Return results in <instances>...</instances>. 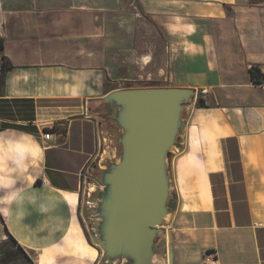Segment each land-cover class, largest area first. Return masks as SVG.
Returning a JSON list of instances; mask_svg holds the SVG:
<instances>
[{"label": "crops", "instance_id": "obj_1", "mask_svg": "<svg viewBox=\"0 0 264 264\" xmlns=\"http://www.w3.org/2000/svg\"><path fill=\"white\" fill-rule=\"evenodd\" d=\"M137 1L135 13L126 0H0L2 55L13 66L1 73L0 239L35 264L98 263L80 216L100 149L87 100L112 90L108 63L134 48L141 14L168 44L166 85L197 88L207 103L188 124L187 145L193 134L200 152L175 159L167 264H264V82L250 72L264 73V0ZM25 99L60 105L22 120Z\"/></svg>", "mask_w": 264, "mask_h": 264}, {"label": "water", "instance_id": "obj_2", "mask_svg": "<svg viewBox=\"0 0 264 264\" xmlns=\"http://www.w3.org/2000/svg\"><path fill=\"white\" fill-rule=\"evenodd\" d=\"M197 88H115L87 100L100 149L84 175L80 216L97 264H167L179 209L175 159L187 145Z\"/></svg>", "mask_w": 264, "mask_h": 264}, {"label": "rangeland", "instance_id": "obj_3", "mask_svg": "<svg viewBox=\"0 0 264 264\" xmlns=\"http://www.w3.org/2000/svg\"><path fill=\"white\" fill-rule=\"evenodd\" d=\"M126 10L137 13V0H126ZM134 19L137 27V40L134 48L124 50L119 48L117 55L108 66L114 80L110 87L126 88L140 86H166L169 81L167 75L169 47L161 40L159 32L152 19L141 14H135ZM9 63L2 55L0 48V91L2 64ZM203 97L198 95L194 107L200 105L199 100ZM206 102V99H204ZM207 105V103H206ZM194 137L190 134V143L184 152L176 158L183 157L192 152H200V146L194 148ZM186 160V159H185ZM183 166V164H182ZM23 248V247H22ZM12 238L0 239V264H35L33 253L22 249Z\"/></svg>", "mask_w": 264, "mask_h": 264}, {"label": "trees", "instance_id": "obj_4", "mask_svg": "<svg viewBox=\"0 0 264 264\" xmlns=\"http://www.w3.org/2000/svg\"><path fill=\"white\" fill-rule=\"evenodd\" d=\"M0 48L2 50H4V43H3L2 39H0ZM11 67H13V66L10 65V64L6 65L5 63H3L2 64V72H4L7 68H11ZM250 72H251L252 79L256 83L261 81V76H264L262 71L257 66H252L251 69H250ZM2 84H3V80H2V74H1V86H2ZM3 100L4 99L0 98V101H3ZM57 103H58V101L52 100V99H38V100L25 99V100H21L20 104L24 105V108L23 107L19 108L20 111H22L21 112L22 113V115H21L22 118L21 119L22 120H32V119H34V111H35V108H36L37 105L38 106L60 105V104H57ZM199 103H200V106H206V102H205L203 97L200 98ZM4 114L5 113H3L2 109L0 108V115H4ZM2 126L3 127H19V128H25V129H32L33 128L30 125H23V124H17V123H9V122H4Z\"/></svg>", "mask_w": 264, "mask_h": 264}, {"label": "built area", "instance_id": "obj_5", "mask_svg": "<svg viewBox=\"0 0 264 264\" xmlns=\"http://www.w3.org/2000/svg\"><path fill=\"white\" fill-rule=\"evenodd\" d=\"M263 73V72H262ZM264 74V73H263ZM264 82V76H261V81H260V83H263ZM200 92H202V93H206L207 92V89L206 88H202L201 90H200ZM43 138L45 139V140H50L51 138H52V132H50V131H44L43 133ZM44 182H46V180H44Z\"/></svg>", "mask_w": 264, "mask_h": 264}]
</instances>
